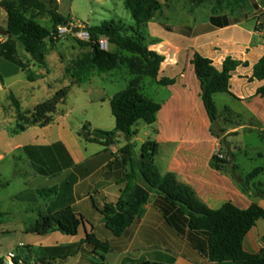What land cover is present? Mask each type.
Returning <instances> with one entry per match:
<instances>
[{
    "label": "trees",
    "instance_id": "trees-1",
    "mask_svg": "<svg viewBox=\"0 0 264 264\" xmlns=\"http://www.w3.org/2000/svg\"><path fill=\"white\" fill-rule=\"evenodd\" d=\"M47 1L50 6L44 0H0V11L7 13L6 29L9 32L7 41L4 44L0 43L1 56L6 54L5 50L9 47L14 50L19 45L34 64L41 68L47 67L48 42L54 46L59 39V28L72 24L70 18H65L58 13L56 0ZM230 1L233 0H216L208 27L195 31L191 27H184L177 32L197 35L201 31H214L241 23L243 20L240 17H233L231 14L230 16L221 15L226 3ZM243 1L234 0L230 4L243 3ZM170 2L171 0H165L163 4L159 0H126V8L130 12L134 26L126 29L122 22L111 20L99 26L87 27L86 33L89 37L87 46L90 47L91 52L77 60L72 68H68L67 72L72 77L70 86L62 88L52 98L38 104L30 112H23L19 100L11 93L10 99L20 123L18 128L10 133L18 135L31 127L46 128L52 125L58 115L59 106L66 102L72 87L89 80L94 73H110L122 66H126L133 79L126 90L111 99V110L116 121L115 129L113 131L92 130L91 125L86 124L78 133L79 137L85 142L110 147L116 143L118 134L130 135L138 122L143 121L147 125L155 124L162 106L143 93L142 81L144 78H150L164 87L172 86L176 81L168 78L158 81L165 57L150 50V46L157 44L158 40L150 37L149 23ZM253 7L256 14L259 12L258 18L262 20L260 25H264V10L260 9L256 3ZM43 15L50 16L51 28L40 23L39 17ZM260 25L257 26V30ZM167 29L173 31L172 28L167 27ZM102 39L107 40L116 51L104 49L101 44ZM13 53L14 55L12 52L7 53L4 58L18 64L22 71L27 72L28 81L35 82L36 77L30 70V66L17 61V51L14 50ZM191 63L201 85V99L205 111L211 124L215 125L219 119V112L214 101L215 95L233 96L231 80L239 67H248V64L227 57L219 70L212 60L198 53L194 54ZM250 81L264 83V56L254 65ZM0 83H4L1 76ZM257 96L264 98V84L257 90ZM158 153L159 143L149 139L142 145L140 161L136 164L140 179L146 184V190L149 192L147 195L136 200L134 192L127 193L122 195L116 203H107L101 209L98 208L105 218L106 229L111 232L115 241H120L128 230L139 224L144 205L149 202L150 195L155 194L153 207L161 213L166 225L177 235L184 237L192 249L210 263L264 264V248L257 254H249L244 250L247 235L256 227L258 221L264 220V209L256 203H252L247 209H241L232 202L225 203L220 209L209 208L199 200L191 188L178 182L174 174L161 175L158 172L155 165ZM121 154L125 159L133 162V145L124 147ZM213 160L217 171L225 169L226 162L218 155L214 156ZM263 173L264 168L258 167L249 173L243 182L234 176L244 194L264 199V187L258 189V184H254L256 178ZM38 195L51 199L57 195V189L39 190ZM4 216L6 214L0 213V219ZM87 223L86 219L76 214L71 207L48 215L40 214L35 224L28 228V233L48 236L59 232L68 237H77L80 228L84 227L85 238L79 245L47 247L41 248L40 251L28 249L24 257L16 255L15 264H20V261L24 264H53L52 261L57 259L76 256L81 246L85 244L91 246L95 254L98 252L107 254L117 249L113 244L99 240L93 232H88ZM101 259L104 264V257ZM0 264H5L4 257H0ZM128 264H176V261L173 257L168 260H150L141 257Z\"/></svg>",
    "mask_w": 264,
    "mask_h": 264
},
{
    "label": "rangeland",
    "instance_id": "rangeland-1",
    "mask_svg": "<svg viewBox=\"0 0 264 264\" xmlns=\"http://www.w3.org/2000/svg\"><path fill=\"white\" fill-rule=\"evenodd\" d=\"M159 1L161 3L165 2L164 0ZM44 2L49 5L47 0H44ZM233 2L234 0L226 3L224 13H230L234 17L255 18L257 23L262 22L258 18L259 12L256 14L253 4L256 3L258 6H264V0H244L243 3L230 4ZM215 4L216 0H171L156 15L155 19L158 23L176 30L184 27H201L209 21V16L212 15ZM56 5L58 13L61 16L70 18L72 28H79L82 31L86 30L89 26H99L103 22L111 20L122 22L126 29L134 26V21L126 8V0H56ZM241 19L243 20V18ZM6 20V18L0 17V27L4 28L7 25ZM39 21L47 28L52 27V20L49 15L40 16ZM249 23L254 24L255 21L251 20ZM82 31L78 34L67 31L59 37L54 46L48 42L46 68L38 67L30 57H27L26 61L28 65H34V68L30 67V70L36 77L34 84L28 81L27 72H25V75L12 76L15 75L13 73L15 66L8 62L3 63L0 59V68L4 69L7 81L6 86L0 83V157L6 153V150L10 146L11 138H14L17 142L18 140L29 138L34 134H41L42 132L51 134L52 136L58 132H66L73 141L84 145L78 138L77 133L86 124L95 127L97 125L107 127L111 121L114 122L111 112V99L126 90L129 82L133 79L126 66H122L110 73H94L89 80L72 87L66 102L59 106L58 115L56 116L64 117L63 126L58 127L55 125L45 130L37 127L31 129L26 135L18 134L17 136H13L9 133V131H15L20 123L16 109L10 99L11 93L19 100L23 112H30L38 104L52 98L62 88L71 85L72 77L67 72L68 68H72L77 60L84 58L91 52L90 47L87 46L89 37ZM2 38L4 37L0 36V39ZM102 41L108 43L105 39H102ZM107 50L111 52L116 51L115 47L109 45V43ZM187 75H189V70L187 71ZM91 80L93 81L91 82ZM237 82L236 80L233 86L235 90L239 88ZM256 84L260 85L259 83ZM142 87L143 93L158 103L167 99L169 95L168 92L164 91V88L155 85L150 78H144ZM158 89L161 92L159 91L158 93ZM244 90H246L247 95H256L255 85L245 84ZM176 100L180 101L182 99L178 96ZM188 101L192 105V117L197 118L198 124L196 128H193L191 131L188 130L185 121H183V118H180L182 116H178L179 119L173 122V129L167 128L162 130L163 138L173 134V137L177 136L183 139L194 138L203 141L207 139L206 124L203 117L199 114L197 101L193 98H190ZM214 101L219 112L217 124L224 133L223 137H219L216 134L215 125L211 124L209 129L210 138L213 143L217 144L214 156H223L220 159L226 162L225 168L237 173L235 175L236 178L243 182L246 176L254 169L258 167L264 168V99L256 97L251 100L240 101L229 94H217ZM192 122L194 121L192 120ZM21 124L24 125V123ZM156 128L158 127L147 125L145 122L140 121L138 125L139 134L137 136L138 145L141 146L150 137L155 139L156 134L154 132ZM76 131L79 132L76 133ZM208 146L205 143L203 147L208 148ZM22 156L21 153H18L15 155L16 161L12 160V158H7L0 162V213L7 214L0 219V230L10 231L6 234L0 233L1 257L5 258L12 253L20 256L23 255L24 257L28 253V249L32 248H19L17 245L21 241H24V243L55 246L57 243L65 245L74 240L75 243L72 242V244L79 245V239L85 236L84 227L80 228L78 237H68L59 232H54L47 237L33 235L36 241L23 238L22 234L18 231L25 225H34L37 219L36 214L39 213L38 211L44 210L42 203L47 200L46 197L39 196L38 192L33 193L32 188H27L26 184L32 182L35 171L21 159ZM13 161L16 162L17 168L15 171L17 172V177L14 176L15 167L12 164ZM140 184L143 188H147L142 180ZM254 184H258V189L264 187V173L256 178ZM134 188H130L129 194L135 192L136 188ZM22 190L27 191L21 192ZM247 195L249 194H245L244 196L246 197ZM251 196L255 198V196ZM154 197L155 194L150 195L149 202L143 207L144 212L142 216V218L146 219V225L142 228V232L148 235L154 231L157 236L153 240H146L147 243L144 244L134 242L130 253L123 252L122 240L115 241L113 237L111 241H107V238L103 236L106 230V227H102L104 219L100 215L101 213L96 212V216L91 218V225L96 228L101 241L109 242L117 249L107 254L103 252L95 254L91 246L85 244L81 246V250L76 256L71 255L67 258L57 259L52 261V263L102 264L103 260L101 257H104V264H128L132 260L139 259L142 255L146 259L157 258L161 254H167V249L171 252L168 254L172 256L175 255L174 253H177V255H179V252L180 254L186 253L183 248L185 244L184 240L186 239L177 235L173 229H170L167 225L163 226L160 222H156L155 227L147 225L150 221H156L155 211L148 209ZM260 224L264 226V220H261ZM86 229L89 230L88 223L86 224ZM134 233V231L130 230L128 238L132 237ZM40 249L36 248V251H40ZM182 260L183 257L178 256L179 264H182Z\"/></svg>",
    "mask_w": 264,
    "mask_h": 264
},
{
    "label": "crops",
    "instance_id": "crops-1",
    "mask_svg": "<svg viewBox=\"0 0 264 264\" xmlns=\"http://www.w3.org/2000/svg\"><path fill=\"white\" fill-rule=\"evenodd\" d=\"M163 4H165V2ZM259 7L264 10V6L259 5ZM221 15L230 16V13H222ZM0 17L7 19V13L1 10ZM210 17L211 16H209V21L201 27H192L193 30L195 31L208 27L210 24ZM240 18H243V21L239 24L216 29L214 31H201L197 35L181 34L174 28L172 29L173 31H169L167 29L169 26L158 23L155 18L149 23L150 37L154 40H158L157 44L150 46V50L165 57V62L161 66L158 81L162 78L175 79L176 81L174 85L164 87L152 80L155 85L164 88V91L169 93L167 99L159 103L162 108L158 114L157 122L153 124V126L158 127L154 132L156 137L155 139L150 137V139L159 143V153L156 156L155 165L161 175H166L168 173L174 174L178 182L191 188L199 200L211 209H220L227 202H232L241 209H247L252 203L256 202V204L264 209L263 198H252L251 194L246 197L244 196L245 194L241 190V185L236 181L234 176L237 175V173H234L228 168L222 171H217L214 168L213 158L217 144L213 143L210 138L209 129L211 122L208 116H206L207 113L201 99V85L191 63L195 53L212 60L219 70L222 68L223 62L227 57H231L233 60L244 64L247 63L248 67H239L231 80L232 97L240 101H247L259 97L257 96V90L264 83L258 81L252 82L250 78L254 65L264 56V27L262 28V25L257 23L255 18L241 16ZM251 20H254L255 23H249ZM259 25L260 28L257 30L256 28ZM4 28L6 29L7 25L4 26ZM6 41L7 37L0 39L1 44H4ZM14 50L17 51V61L19 60V62L21 61L28 64L26 59L29 56L23 52L22 48L17 45ZM14 50L9 47L5 50V53L12 52V55H14ZM4 56L0 57L3 63L8 62L15 66L13 68V73L15 75L12 76L16 77L19 76V74L25 75V72L18 67V64L16 65L15 62L11 63V61H7ZM30 67L34 68V65ZM188 70L189 75H187ZM4 74L6 75L4 69L0 68V76L4 81L3 84L6 86L7 81ZM236 80L238 81L237 84H239V88L235 90L233 86ZM92 81L93 80H91V82ZM35 82L32 83L34 84ZM245 84L255 85V96L247 95L245 92L246 90H244ZM159 91L158 89L157 92L159 93ZM178 96L182 100H176ZM190 98L196 99L197 101L199 114L203 117L206 124L208 132L207 139L205 141L194 138L183 139L177 136L173 137V134L163 138L162 130L167 128L173 129V122L179 119L178 116H182L180 118H183L188 130L191 131L193 128H196L198 122L197 118L192 117V105L188 101ZM192 120L194 122H192ZM63 121L64 117L58 116L55 118V122L46 128L55 125L58 127L63 126ZM138 125L139 122L132 129L130 135L118 134L116 143L110 147H105L102 144L85 142L78 135V138L84 145L81 143L79 144L73 141L66 132H58L54 136L42 132L41 134H34L29 138L18 140L17 142L14 138H11L10 146L6 150L4 156L0 157V162L7 158H12V160L14 159V161H16L15 155L21 153L23 155L21 159L35 171L32 182L26 184L27 188H32L33 193L43 189H57L56 196L42 203L44 210L38 211L39 213L36 214L37 219L40 213L48 215L71 207L76 214L82 215L86 219L89 225L88 232H93L97 238L101 240L96 232V228L90 223L92 220L91 218L96 216V212L100 213L98 208L101 209L107 203L114 204L122 195L129 193L130 188L142 186L140 184L141 179L136 164L140 161L141 147L144 142L141 146L138 145ZM115 127V117L114 122L111 121L107 127H103L102 125H97L95 127L91 125L92 130L104 131H113ZM33 128H37V126L31 127L21 134L26 135ZM46 128L41 129L45 130ZM5 129L8 130L7 128ZM77 132L79 131H76V133ZM134 133H136V135H134ZM205 143L209 145L208 148L203 147ZM129 144L133 145V162L125 159L121 154V150ZM14 161L12 162L15 167L14 176L17 177V172L15 171L17 167ZM26 191L22 190L21 192ZM155 198L156 195L148 209H153L155 211L156 221H150L147 225L155 227V223L160 222L165 226L166 222L162 215L153 207ZM100 215L104 219L102 227H106L105 218L102 214ZM260 223L261 220L257 222L256 227L249 232L244 241V250L249 254H257L264 248V226ZM144 225H146V219L142 218L135 228L130 229L135 232L132 237L128 238V232L130 230L124 234L121 239V244L124 247L123 252L130 253L131 246L134 242L144 244L147 243L146 240H153V238L157 236L154 231L145 235V233L142 232ZM31 226L32 225H25L18 231L22 234L23 238L36 241L33 237L34 234L27 232L28 228ZM1 232L6 234L10 231L0 230V233ZM104 233L103 236L107 238V241H111L113 238L111 232L106 229ZM174 237L178 238L176 236ZM84 238L85 236L79 239V241ZM184 241L185 244L183 248L186 253L180 254L179 252V255L174 253L175 255L172 256L168 254L171 252L167 249V254H161L157 256V258H150V260H168L173 257L176 264H179L178 256H181L183 257L181 261L182 264H213L197 251L193 250L186 240ZM72 242L75 243L74 240H72ZM72 242L70 241L65 245H59V243H57L55 246H67L72 244ZM128 242H130V244H128ZM17 246L19 248L31 247L32 251H36V248L54 247L51 245H38V243H24V241H21ZM141 257H144V255Z\"/></svg>",
    "mask_w": 264,
    "mask_h": 264
},
{
    "label": "water",
    "instance_id": "water-1",
    "mask_svg": "<svg viewBox=\"0 0 264 264\" xmlns=\"http://www.w3.org/2000/svg\"><path fill=\"white\" fill-rule=\"evenodd\" d=\"M262 28L264 27L263 25L261 26ZM67 30L68 31H72L73 33L75 34H78L80 33L82 30L79 29V28H72V26H68L67 27ZM83 33H86V30H83L82 31ZM87 34V33H86ZM0 36L2 37H8L9 36V32L7 29L3 28V27H0ZM215 128H216V134L219 136V137H223L224 136V133L220 130L217 122L215 123ZM149 192L143 188L142 186H137L136 187V190L134 192V198L136 200H139L141 197L147 195Z\"/></svg>",
    "mask_w": 264,
    "mask_h": 264
},
{
    "label": "built area",
    "instance_id": "built-area-1",
    "mask_svg": "<svg viewBox=\"0 0 264 264\" xmlns=\"http://www.w3.org/2000/svg\"><path fill=\"white\" fill-rule=\"evenodd\" d=\"M68 30H67V27H63V28H59V37L62 35V34H64V33H66ZM86 36H88V34H86V33H84ZM101 44H102V47L104 48V49H107V47H108V43H105L104 41H101ZM220 158H223V156H221V155H218ZM16 255L17 254H14V253H12V254H10V255H7L6 257H5V264H15V262H14V258L16 257ZM20 264H24L23 262H21L20 261Z\"/></svg>",
    "mask_w": 264,
    "mask_h": 264
}]
</instances>
